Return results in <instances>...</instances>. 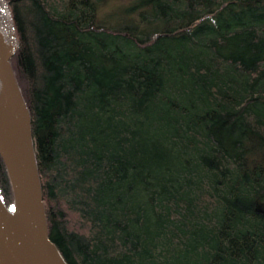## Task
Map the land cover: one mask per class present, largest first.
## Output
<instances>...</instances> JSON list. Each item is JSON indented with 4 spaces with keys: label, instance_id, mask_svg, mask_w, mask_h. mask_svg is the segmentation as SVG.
I'll list each match as a JSON object with an SVG mask.
<instances>
[{
    "label": "trees",
    "instance_id": "16d2710c",
    "mask_svg": "<svg viewBox=\"0 0 264 264\" xmlns=\"http://www.w3.org/2000/svg\"><path fill=\"white\" fill-rule=\"evenodd\" d=\"M2 2L65 263L264 264V0Z\"/></svg>",
    "mask_w": 264,
    "mask_h": 264
},
{
    "label": "water",
    "instance_id": "95a60500",
    "mask_svg": "<svg viewBox=\"0 0 264 264\" xmlns=\"http://www.w3.org/2000/svg\"><path fill=\"white\" fill-rule=\"evenodd\" d=\"M0 13L11 44L0 48V88L15 112L16 128L0 117V158L12 193V203L0 200V264H66L50 242L32 147L30 120L8 62L17 48L10 13L0 0Z\"/></svg>",
    "mask_w": 264,
    "mask_h": 264
},
{
    "label": "bare ground",
    "instance_id": "6f19581e",
    "mask_svg": "<svg viewBox=\"0 0 264 264\" xmlns=\"http://www.w3.org/2000/svg\"><path fill=\"white\" fill-rule=\"evenodd\" d=\"M10 18H11V16H10ZM0 48L4 53L9 52V50L11 48V44L9 42L7 32H6V26L4 27L3 31H0ZM8 62H9V60H8ZM0 117L8 124L10 129L16 128L17 118H16L15 112H14V110L10 104L0 103Z\"/></svg>",
    "mask_w": 264,
    "mask_h": 264
},
{
    "label": "rangeland",
    "instance_id": "374dc122",
    "mask_svg": "<svg viewBox=\"0 0 264 264\" xmlns=\"http://www.w3.org/2000/svg\"><path fill=\"white\" fill-rule=\"evenodd\" d=\"M4 27H5V21H4L3 16L0 13V31H3ZM0 103H7L3 93L1 91V88H0Z\"/></svg>",
    "mask_w": 264,
    "mask_h": 264
}]
</instances>
